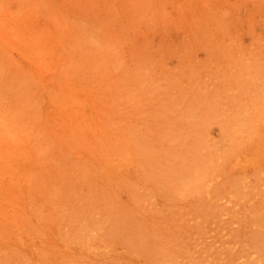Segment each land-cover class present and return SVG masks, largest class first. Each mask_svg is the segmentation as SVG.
Listing matches in <instances>:
<instances>
[{"label": "rangeland", "instance_id": "rangeland-1", "mask_svg": "<svg viewBox=\"0 0 264 264\" xmlns=\"http://www.w3.org/2000/svg\"><path fill=\"white\" fill-rule=\"evenodd\" d=\"M237 262H264V0H0V264Z\"/></svg>", "mask_w": 264, "mask_h": 264}, {"label": "bare ground", "instance_id": "bare-ground-1", "mask_svg": "<svg viewBox=\"0 0 264 264\" xmlns=\"http://www.w3.org/2000/svg\"><path fill=\"white\" fill-rule=\"evenodd\" d=\"M227 201H230V200H227ZM93 236H94V235H93ZM91 238H92V237H91ZM89 240H90V239H89ZM237 263H238V264H240L241 262H240V263H239V262H237ZM237 263H236V264H237ZM259 264H264V262H262V263H259Z\"/></svg>", "mask_w": 264, "mask_h": 264}]
</instances>
